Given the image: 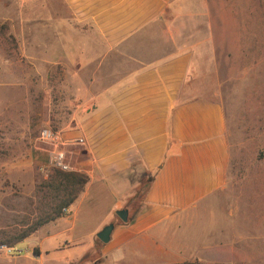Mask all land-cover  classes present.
Masks as SVG:
<instances>
[{
    "label": "rangeland",
    "instance_id": "1",
    "mask_svg": "<svg viewBox=\"0 0 264 264\" xmlns=\"http://www.w3.org/2000/svg\"><path fill=\"white\" fill-rule=\"evenodd\" d=\"M92 37V26L78 22L64 0H0V246L28 250L20 257L0 251V264H38L30 245L39 243L40 234L12 243L61 219L46 221L65 193L51 183L53 147L41 140V132L69 130L92 109L94 102L86 99L81 84L84 75L117 73L113 68H71V50ZM128 44V56L145 63L188 52L187 96L218 103L227 117V187L172 230L184 260L171 264H263L258 252L264 251V237L258 228L264 224V0H172L167 13L129 38ZM111 57L105 64L116 62L111 63ZM109 77V83L115 80ZM69 148L62 146L67 152L73 147ZM69 157L66 164L73 167ZM142 176L140 170L131 173L133 187L121 200L119 210L130 209L127 218L142 206L143 198L130 202ZM86 186L66 208L69 219L63 222L72 230L53 231L44 241V264H81L76 259L90 249L91 263L125 264L111 262L101 252L105 244L96 233L123 222L116 214L101 220L105 205H98L95 188L74 214L70 211ZM114 198L118 197H110ZM77 237L80 240L69 247L57 248L61 241Z\"/></svg>",
    "mask_w": 264,
    "mask_h": 264
},
{
    "label": "crops",
    "instance_id": "2",
    "mask_svg": "<svg viewBox=\"0 0 264 264\" xmlns=\"http://www.w3.org/2000/svg\"><path fill=\"white\" fill-rule=\"evenodd\" d=\"M64 1L74 18L94 31L85 46L71 50V68L117 70L109 75L115 78L110 83L108 75L98 72L95 78L83 76L81 84L85 86L86 99L94 102L92 109L79 123L59 133L62 143L73 147L65 150L66 156L73 157L72 168L88 179L70 211L74 214L86 202L90 189L95 188L98 205H105L104 220L116 214L122 198L130 195L131 173L156 171L141 211L130 223L114 224L110 241L101 252L114 263H180L184 254L175 247L172 230L182 226L204 200L228 184L230 151L225 112L207 98L187 96L191 91L187 88L191 77L188 52L146 63L128 56L132 48L129 38L163 17L172 0ZM109 55L111 63L116 59L113 65L105 64ZM130 67L133 69L129 71ZM86 74L89 75L87 71ZM79 138L84 145L75 144ZM111 196L118 198L110 199ZM122 209L129 216L130 209ZM67 219L51 222V228H43L45 233L39 229L22 240L31 241L40 234L39 243L30 245L38 264H44L43 243L52 237V232L67 234L72 230L73 226L63 222ZM258 232L264 237V224ZM78 240L79 237L61 241L57 248L69 247ZM258 253L264 264V251Z\"/></svg>",
    "mask_w": 264,
    "mask_h": 264
},
{
    "label": "trees",
    "instance_id": "3",
    "mask_svg": "<svg viewBox=\"0 0 264 264\" xmlns=\"http://www.w3.org/2000/svg\"><path fill=\"white\" fill-rule=\"evenodd\" d=\"M155 175H156V171H153V172L145 171L144 172L141 178L140 187L138 191L134 194V196L130 199V202L133 199H140V198L144 199V196L148 192ZM87 181H88L87 177L82 173H79L76 171L63 172L58 169H55L54 176L51 178V183L59 190V192L62 189L65 195H64V199L59 204L51 208L46 221H54L57 218L67 217L68 214H65L62 212L63 208H67L73 203L77 194L82 190L83 186L87 183ZM141 209H142V206L140 207V209H138L133 215H131L127 219L126 223L132 222L135 219L136 215L141 211ZM123 224L124 223H121V225ZM31 233L32 231L27 232L24 235H21L13 243H18L22 241L23 239L28 237ZM92 251L93 249H90L86 254H84L79 259V262L81 264L91 263L90 258L92 257Z\"/></svg>",
    "mask_w": 264,
    "mask_h": 264
},
{
    "label": "built area",
    "instance_id": "4",
    "mask_svg": "<svg viewBox=\"0 0 264 264\" xmlns=\"http://www.w3.org/2000/svg\"><path fill=\"white\" fill-rule=\"evenodd\" d=\"M41 140L52 145L53 149L49 152V164L60 171L70 172L74 169L66 164V152L62 149L65 143H62L60 136L57 132H53L51 129H44L41 132ZM68 143V142H67ZM75 144L84 145V140L79 138L75 140ZM63 213H68L66 208H63ZM1 253L8 257H20L25 256L28 253L26 249H19L17 247H8L6 245L0 246Z\"/></svg>",
    "mask_w": 264,
    "mask_h": 264
},
{
    "label": "water",
    "instance_id": "5",
    "mask_svg": "<svg viewBox=\"0 0 264 264\" xmlns=\"http://www.w3.org/2000/svg\"><path fill=\"white\" fill-rule=\"evenodd\" d=\"M116 215L118 218L123 222H127V217H128V211L127 210H118L116 211ZM114 229V224L110 223L106 226H104L97 234L96 238L102 243V244H107L110 241L111 234Z\"/></svg>",
    "mask_w": 264,
    "mask_h": 264
}]
</instances>
